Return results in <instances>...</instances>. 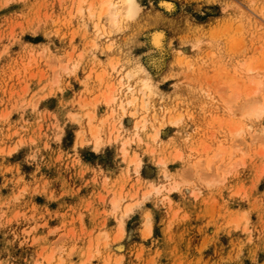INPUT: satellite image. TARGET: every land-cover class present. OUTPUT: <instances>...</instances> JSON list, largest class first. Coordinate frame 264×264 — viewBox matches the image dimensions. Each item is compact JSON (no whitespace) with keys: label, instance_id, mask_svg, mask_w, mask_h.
Segmentation results:
<instances>
[{"label":"rangeland","instance_id":"rangeland-1","mask_svg":"<svg viewBox=\"0 0 264 264\" xmlns=\"http://www.w3.org/2000/svg\"><path fill=\"white\" fill-rule=\"evenodd\" d=\"M78 1L0 0V264H47L40 256L53 249L54 264H264V142L250 144L247 132L236 143L249 155L228 157V127L240 118L228 100L239 90L241 104L252 90L247 67L264 77V0H167L170 8L166 0H138V13L119 27L102 18L103 32L80 15ZM91 1L102 6L84 5ZM157 29L165 32L160 46L152 41ZM225 32L234 37L227 53L215 43ZM139 63L162 97L148 111L143 141L129 146L141 160L135 170L120 152L122 138L135 135L134 118L120 108L110 116L102 100L107 85ZM88 110L96 111L94 123L109 115L102 132L115 124L119 140L94 149L89 134L77 136L88 131ZM174 114H183L178 125L169 122ZM240 119L264 126V119ZM220 144L227 146L222 163L236 156L245 163L225 173L229 162L222 168L214 157L206 165ZM197 158L204 161L198 173ZM174 181L181 183L168 190ZM151 182L167 188L143 197ZM113 195L143 199L123 232L124 203L113 209ZM104 230L109 238L97 241Z\"/></svg>","mask_w":264,"mask_h":264},{"label":"bare ground","instance_id":"bare-ground-1","mask_svg":"<svg viewBox=\"0 0 264 264\" xmlns=\"http://www.w3.org/2000/svg\"><path fill=\"white\" fill-rule=\"evenodd\" d=\"M92 2L93 1H91V3L88 4V5H84V3H86V0H79L78 3H77L76 8H77V11L80 13V15H83V16L87 15L88 17L95 18V22L93 23V25H94L93 28L97 29L100 32H103V30H105V29H103V27L104 28H107L104 24H102L103 22L101 23L102 18H104V17L106 18L107 21H104V22H108L110 24V27H119L120 23L124 20V17H125V19H126V17L133 18L138 13V11L140 10V4H139L138 0H101V5L102 6L101 7L99 6L100 8H97V6L95 7V5H94L95 2L94 3H92ZM164 3L169 8L173 6V3H171L170 1H167L166 0V1H164ZM97 33H99V32H97ZM95 37H96V35H95ZM164 38H165V32L163 30L157 29L152 34V41H153V43L156 46H160L162 44ZM96 44H98V43H96ZM109 50H110V48H109ZM75 64L76 63H74V65ZM107 64H108V62H107ZM244 65H245V63H244ZM112 66H113V68L115 70L116 67H117L116 62ZM257 69L258 68H252V67H249V68L247 67V69H246L247 71H249L251 73V76H249L250 77L249 80H250V89H252V90H249V91H247L245 93L247 95H245V97L242 99L241 104H236V101H235V100H237V98L240 97V95H239L240 93L238 92L239 91L238 89L235 90V91L238 90L236 92L237 94L235 96L236 99L234 98L235 99L234 101L233 100H228V102L230 103L229 106H228L229 103H227V106H228L229 110L234 113L233 114L234 116L235 115H237V116L239 115L240 118H241V116H243L247 121H250V122H251V120L253 118H254V120H256V119L257 120L264 119V77H262L261 76L262 74L258 71L260 68L258 70ZM261 70L264 71L263 69H261ZM87 76H86V78H87ZM101 76H102V74L99 75V78H101ZM112 76H114V75L112 74ZM89 77H91V76H89ZM102 79H103V77H102ZM133 79L134 80H137V81H135V83H132V80ZM107 86H109V87L103 93V100H102V102L105 103V105H107L110 108L111 111H109V113H111V114H109V115L110 116H113V114L115 112L117 113V108H120L123 111L122 113H128L129 112L130 114H132V116L134 118V126H133V129L135 128V132H134L135 135L132 136V137H128L127 136V138H125V139L122 138V140L120 139L121 140L120 152H121V155H122L123 160L126 161V163L128 165V168H133L134 167L135 170H138V168L140 167V163H141L140 157H139V155H138L137 152L131 153L132 150L130 152L129 146L136 139L142 140V137L140 135V131L141 130L143 131V129L147 128L148 124L151 123V120L152 119H151V116L148 115V111L151 110L150 107L153 104L152 103L153 100L156 97H158V96L162 97L161 96V91L157 87L156 83L154 82V80L152 78V75L149 72V70L142 63L137 64V67H131V68L127 69L126 72L123 75L120 76L118 82H115L114 81V83H112L110 85H107ZM85 103L89 105L90 101L86 100ZM98 103H99V101L96 102L94 105H97ZM86 114H87V122H88V131H86L84 129H79L77 136L79 135V137H83L86 134H89L90 141L93 144L94 149L95 148L96 149H100L102 143L104 142L103 140H106L108 142H112V141L119 140V138L121 137V135L119 133L113 134L114 130H116V128H117V126L115 124L114 125L116 127L114 125L112 126L111 133L108 136H105L106 135L105 130L102 132V129L104 128L105 124L108 123V118H109L108 116L109 115L99 118L100 119L99 120L100 122L94 123V119L96 118V111L93 110L92 112H90V110H88V112ZM106 114H108V113H106ZM149 114H151V113H149ZM155 114L157 115L156 112H155ZM156 115H155V117H156ZM161 115L164 116V114H160L159 116H161ZM163 116H162V119H163ZM182 117H183V114H181V115L174 114V115H170V117L168 119H169V122H171L172 124L178 125L179 122L182 120ZM157 119H159V118H157ZM239 119H238V121H235L236 123L234 122L233 124H230V126L228 127L229 135L231 137V142H232V143H230V146H229V147H231L230 149L232 151L231 150H229L230 152L228 151V153H229L228 154L229 155L228 157L229 158L233 157L234 155H237V153H235L236 151L243 152V154H248L249 155V152H246V150L244 151V148L240 144H237L236 143L237 139H239L240 137H242L247 132H248L247 134H249V137H251V138H249L250 139V141H249L250 144H252V142H255V141H258V140H260L262 143L264 142V139H263V137H264V126L261 125V127H259V128H256V129L253 128L252 129V125L251 124H249L246 121H242L243 118L240 119V120ZM153 120H155V119L153 118ZM108 127H109V124H108ZM119 127H122V126H119ZM161 127H163V125ZM117 129H119V128H117ZM159 134L160 133H159L158 129L156 128L155 129V132H151L150 136L153 139H156ZM127 135H128V133H127ZM226 144L228 145V143H226ZM226 144H224V145L223 144H220L219 146H217L216 147L217 150L215 151V153L212 152V154H210V156H211L210 158L208 156V159L206 160L207 162L205 161V158H206L207 155H205V157L203 156V160L207 163V164L204 163V165L206 164V165L210 166L211 163L214 162L212 160L214 157H217V158H214L215 161H217L216 159H218V158L219 159L224 158L225 157V153L227 151ZM177 155L179 157L181 156L180 153L176 154V156ZM237 157L238 158L240 157L239 160L237 159ZM226 158H227V156L225 157V159ZM229 158L227 159V161H225L226 163L229 162L228 161ZM243 158H244L243 156H236V160L237 161L236 160H231L232 162L230 161L229 162V165H232V166H228V168L225 167V169L227 168L226 170L223 168V165H225V162H223L224 163L223 164L221 162V161H223V159H221L220 160V162H221L220 164L222 165V168H223V169H221V167H220L221 171H223V172L224 171H230V170L232 171V169H234V167L237 168V166H239V164L240 165L241 164H244L245 163L244 162V159L245 158L244 159ZM203 160L201 158H197L195 160V162H193V164H194L193 166H195V168H196L195 171L197 173H198L197 169L202 167V164H203L202 161ZM166 161H165V158H163V157H159L157 159V163L158 164H161V165L164 164V166H165ZM217 168H219V167L217 166L216 169ZM185 171H187V170H185ZM190 171H187V172H190ZM195 171L194 172L192 171V173H195ZM200 172H201V170H200ZM202 172H203V170H202ZM169 173L164 172V176H166V177L169 178V176H170V175H168ZM186 174H188V173H186ZM195 175L198 176L197 174H195ZM191 176H194V175L192 174ZM213 176H215L214 178H215L216 182H220L221 180L222 181L225 180V179H221L220 178L221 176H223V174L221 176H219V174L218 175L213 174ZM171 177H172V175H171ZM212 178L213 177H211V179H209V182L212 180ZM170 180H172V179H170ZM170 180H168V181H170ZM165 182H163V184H157V185L152 184V182H151L150 188H148L143 193V197H146L147 198L152 193V191L153 192H156L158 194L164 188H167L166 187L167 185L164 184ZM180 183L181 182L174 181L173 183H171V187H169L167 189L170 190V191L172 189H176L180 185ZM189 193H193V191L192 192H189ZM135 194H137V193H134V195ZM132 197H134V196L132 195ZM124 200H125V198L122 195H113L111 197V203H112V208L113 209H118L119 210L120 207H121V203H124V205H123V213H122V216H121V219L122 220H119L120 221V224L118 223L119 226H120L119 228H120V231L121 232H123V230H124V221H125L126 217L130 215V213L132 212L133 208L135 206L137 207V205H139L141 203V200H143V199H141V200H132V198H130V199L126 200V201H124ZM242 215L240 216V218L243 217V216H245L246 213H244L243 216ZM147 217H148V219H146L147 220L146 221V226L147 227H145L146 228L145 230H147V232L149 233V231H151L150 230L151 229L150 228L151 222H150V219H149V216L148 215H147ZM246 217L247 216H245L243 218L248 220L249 218H246ZM237 224H238L237 226H239V223H237ZM245 224H244V226L247 227V223H245ZM99 235H100V237H99ZM99 235L97 236L98 237V239H96L97 241H99V239L100 240L101 239H104L105 241H107V238H109V236L107 235V232L105 230L102 231V232L99 231ZM90 244L92 245V243H90ZM99 244L100 243L98 242L97 245H99ZM105 245H107V244L105 243ZM89 247H91V246H89ZM96 250H97L96 252L100 251L99 248L98 249L96 248ZM54 253H55V250L53 249V250L50 251V253H48L47 256H45V255L40 256L41 261L44 263V260H45V261H47V264H54V263H52V261L54 260ZM91 254L92 253H90V254L87 255L88 257H87V260L85 259L86 261H88L92 257L93 254L92 255ZM60 257H62V256L60 255ZM118 259H116L114 261L116 262ZM63 260H64V258L62 260L56 261L55 264H62ZM118 262H120V260ZM118 262H116V263H118ZM37 264H41V262L40 261L38 262V260H37ZM105 264H107V262Z\"/></svg>","mask_w":264,"mask_h":264},{"label":"snow or ice","instance_id":"snow-or-ice-1","mask_svg":"<svg viewBox=\"0 0 264 264\" xmlns=\"http://www.w3.org/2000/svg\"><path fill=\"white\" fill-rule=\"evenodd\" d=\"M215 43L222 52H229L234 46V37L229 33H221L215 37Z\"/></svg>","mask_w":264,"mask_h":264}]
</instances>
